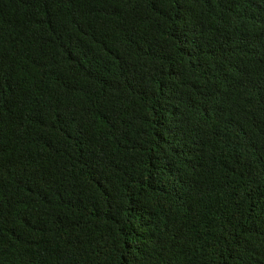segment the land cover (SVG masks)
<instances>
[{
	"label": "trees",
	"instance_id": "obj_1",
	"mask_svg": "<svg viewBox=\"0 0 264 264\" xmlns=\"http://www.w3.org/2000/svg\"><path fill=\"white\" fill-rule=\"evenodd\" d=\"M0 264H264V0H0Z\"/></svg>",
	"mask_w": 264,
	"mask_h": 264
}]
</instances>
